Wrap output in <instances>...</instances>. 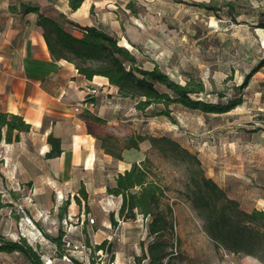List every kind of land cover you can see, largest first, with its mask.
<instances>
[{
  "label": "rangeland",
  "instance_id": "rangeland-1",
  "mask_svg": "<svg viewBox=\"0 0 264 264\" xmlns=\"http://www.w3.org/2000/svg\"><path fill=\"white\" fill-rule=\"evenodd\" d=\"M198 2L221 10L216 16L193 5ZM227 2L234 3L236 9L231 12ZM137 10L148 18L151 32L145 43L129 50L144 68L157 64L182 83L191 73L205 84L206 92L200 99L214 103L240 99L241 104L223 114L175 107L173 121L166 117L147 119L129 100L121 118L105 121L95 132L119 140L133 134L168 136L199 160L198 165L170 149L164 152L148 140L140 144L142 157L150 160L154 179L166 188V202L173 209L179 240L174 251L179 255L172 264H264V240L256 256L227 252L207 234L204 219L187 197L191 175L203 172L238 200L242 209L264 208V67L242 87L244 77L264 58V28L259 24L264 0H154L144 1ZM158 11L161 18L156 15ZM61 21L71 28L68 20ZM44 185L53 186V182L29 185L0 176V234L11 240L24 237L44 264H74L71 258L91 264L86 239L94 246V242L110 238L112 250L137 249L139 256L150 243L149 219L138 216L136 220H122L119 199L97 194L89 197L87 209L84 201L82 206L76 203L77 186L59 196L54 189L41 190ZM110 213L119 220L116 227L110 223ZM59 231L64 232L61 248L46 235L53 238ZM117 238L130 241L121 243ZM95 259L96 264H111L104 252L96 253ZM0 264L32 263L20 253L0 252Z\"/></svg>",
  "mask_w": 264,
  "mask_h": 264
},
{
  "label": "trees",
  "instance_id": "trees-1",
  "mask_svg": "<svg viewBox=\"0 0 264 264\" xmlns=\"http://www.w3.org/2000/svg\"><path fill=\"white\" fill-rule=\"evenodd\" d=\"M84 1L69 0V5L72 10H78ZM193 5L211 11L216 16L221 10L220 7L206 2ZM225 6L231 12L236 9L232 2H227ZM128 7L132 8V5L129 4ZM10 10L22 14L36 13L37 24L43 30L47 46L55 59L72 62L79 73L90 80L95 76L106 77L110 85L118 89L120 96L133 101L134 109L147 119L166 117L174 121L172 114L175 107L205 114H223L241 104L240 99L226 103L200 99V95L206 92L202 80L189 73L182 83L173 79L157 64L152 69L144 68L131 50L120 45L118 37L98 27H79L68 20L66 23L71 26L70 29H79L83 33L78 37L61 21L67 20L61 13L57 20L45 15L38 5L22 1L19 6L12 4ZM232 15L236 19V16ZM260 21V27L264 28V12ZM262 67L264 58L244 77L242 87H245ZM89 118V132L101 143V148L117 160H123V153L126 150H140V144L148 140L152 146L159 147L164 152L170 149L174 154L189 157L196 164H200L196 155L183 149L178 142L168 136L157 138L133 134L119 140L114 135L97 134L95 128H99L105 121L93 115ZM30 129L31 125L22 116L0 111V143L18 142L21 133L29 132ZM47 140L51 146L46 154L47 158L60 156L62 153L60 139L50 134ZM154 177L156 176L149 159L135 162L130 169L116 176L115 183L107 186L106 193L121 199L118 214L122 220H136L138 216L149 219L147 230L151 241L147 248H142V255L136 258L137 264L142 260H148L147 264H172L179 255L174 251L179 240L175 231L173 209L166 202V188ZM188 187L187 197L204 219L205 231L210 238L231 254L256 256L258 245L264 240V210L242 209L238 200L229 197L223 188L213 179L206 177L203 172L197 175L193 173ZM74 198L79 206H82L84 201L85 207L89 209V194L84 184H81ZM109 220L111 225L117 226L118 221L114 213L109 214ZM46 235L58 248L62 247L63 231H59L53 238ZM85 243L91 253V264H96L95 255L98 252L109 255V261L113 263L115 254L108 240L95 246L91 245L88 239ZM0 252L20 253L32 264H44L41 255L24 237L11 240L0 234ZM70 260L74 264H85L74 258Z\"/></svg>",
  "mask_w": 264,
  "mask_h": 264
},
{
  "label": "crops",
  "instance_id": "crops-1",
  "mask_svg": "<svg viewBox=\"0 0 264 264\" xmlns=\"http://www.w3.org/2000/svg\"><path fill=\"white\" fill-rule=\"evenodd\" d=\"M21 1L38 5L45 15L57 20L61 13L79 27H98L130 49L145 43L151 32L148 18L141 17L137 6L154 0H85L78 10L71 9L69 0H0V111L20 115L31 125L18 142L0 143L1 178L29 185L53 182L41 190L54 189L59 196L73 192L76 186L79 190L81 184L89 197L106 193L119 173L144 160L142 146L124 151L122 161L113 158L89 132V116L110 123L126 112L129 99L121 97L106 77L90 80L72 62L55 59L37 24L38 15L10 10ZM156 15L159 18L162 12ZM67 29L78 37L83 34L79 29ZM84 102L91 108L77 112L76 106ZM50 134L61 141L58 157L47 158ZM105 240L112 243L105 237L94 246ZM116 240L122 243L130 238ZM113 251L111 264H137V249Z\"/></svg>",
  "mask_w": 264,
  "mask_h": 264
},
{
  "label": "built area",
  "instance_id": "built-area-1",
  "mask_svg": "<svg viewBox=\"0 0 264 264\" xmlns=\"http://www.w3.org/2000/svg\"><path fill=\"white\" fill-rule=\"evenodd\" d=\"M90 108H91V104H90L89 102H84V103H82V104L76 106L75 110L78 112V111H80L81 109H86V110H88V109H90ZM90 221H91L92 223H94V219H91Z\"/></svg>",
  "mask_w": 264,
  "mask_h": 264
},
{
  "label": "bare ground",
  "instance_id": "bare-ground-1",
  "mask_svg": "<svg viewBox=\"0 0 264 264\" xmlns=\"http://www.w3.org/2000/svg\"><path fill=\"white\" fill-rule=\"evenodd\" d=\"M124 44H126V42Z\"/></svg>",
  "mask_w": 264,
  "mask_h": 264
}]
</instances>
